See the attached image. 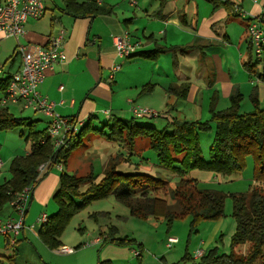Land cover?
Here are the masks:
<instances>
[{
    "label": "trees",
    "instance_id": "obj_1",
    "mask_svg": "<svg viewBox=\"0 0 264 264\" xmlns=\"http://www.w3.org/2000/svg\"><path fill=\"white\" fill-rule=\"evenodd\" d=\"M62 9L73 17L93 16L101 13H111L113 5L98 3L97 0H64ZM167 0H158L157 13H161ZM212 9L224 7L233 17L239 16L233 11L234 4L230 0H208ZM123 22L127 25V21ZM247 27L250 18H243ZM179 45H156L154 48L130 53L127 57L142 55L144 58L155 60L166 51H171L173 60L176 51L182 49ZM243 68L249 75L264 81V52L259 58L252 54L249 44L246 56L242 61ZM10 76L0 79V89L4 90ZM153 85L146 83L143 90H149ZM189 83H170L167 91L176 97H185ZM243 95L237 87L231 89L228 98L229 105L215 110L214 105L218 99L216 90L209 97L210 119L194 121L185 119H172L171 129L157 130L149 125H140L129 119L115 118L110 125L108 138L118 139L126 143L131 150L123 157L121 153L110 157L107 161L101 178L94 181L95 175L91 171L84 175L68 173L61 168L59 183L52 199L57 210L47 215L37 231L40 241L50 249L61 245L60 236L63 233L69 218L87 202L96 198L113 194L118 200L124 201L130 212L135 215L163 214L168 222L175 217L190 215L192 222L203 219H214L223 215L224 193L215 186L217 183L199 182L192 177L194 170L209 172L219 176H229L241 171L245 166V159L250 156L253 160V181L256 185L246 192L232 193V216L236 225L231 237V251L229 254L218 253L216 248L203 252L194 257L190 264H264V188L260 183L264 181V107L259 105L256 89H252L250 99L253 109L248 112H239V104ZM71 121L76 118L68 117ZM33 122L24 117L14 116L6 106L0 105V131H7L17 127H27L25 140L29 141V149L24 155H15L9 163V177L0 183V213L6 204L14 199L21 190L39 182L41 175L39 167L66 165L67 158L79 143L80 135L89 127V123L80 124L75 132L67 134L63 143L54 147L47 135V127L35 130ZM93 130L102 129L92 128ZM212 131V139L207 155L203 154L200 143V132ZM138 136L149 139L151 148L158 157L159 165L172 170L178 175L173 191L177 199L178 209L172 210L165 200L157 197L159 190H163L166 182L158 177L143 172L120 171L117 166L128 162L132 155L134 140ZM122 157V159H120ZM47 168V169H48ZM41 169V170H42ZM85 186L84 190H80ZM137 196H133L135 192ZM79 202H75V199ZM106 234V232H105ZM103 235L101 244L114 243L132 248L137 244L141 255V245L134 240L115 238ZM8 242V241H7ZM235 248H237L235 250ZM196 259V260H195ZM96 264H112L110 260H99Z\"/></svg>",
    "mask_w": 264,
    "mask_h": 264
},
{
    "label": "crops",
    "instance_id": "obj_2",
    "mask_svg": "<svg viewBox=\"0 0 264 264\" xmlns=\"http://www.w3.org/2000/svg\"><path fill=\"white\" fill-rule=\"evenodd\" d=\"M187 1L167 0L159 14L152 13L154 10L152 7L154 3L158 4V0L151 1L152 5L148 10L142 6V12L149 17L142 28H139L138 19L133 11L139 4L137 0L135 4H131L130 0H124L125 3L97 0L98 3L113 5L112 12L82 17H73L63 11L64 0L61 5H58L59 2L56 0H51L49 5L44 3L43 15L38 19H28L24 23L23 34L18 37V41L22 44L45 45L50 36L63 30L65 32L63 51L66 58L45 72L38 85L39 93L55 103L54 111L58 115L76 118V125L79 127L82 123H90L91 118L100 113L107 118L104 114L105 109L110 110L108 119H125L124 116L116 115L119 109H122L120 105L122 98L130 104L136 99H142L144 95H152L155 92H159L162 96L158 107L162 109V106L167 107L163 112H169L168 116L174 114L180 118L179 120L187 119L195 107L197 109V104L201 106L204 101L209 103L213 90L218 93L217 103L222 101L224 104L227 100L226 106H228L231 89L237 87L241 92V85L246 84L245 81L250 86L249 99L252 89H256L260 105L264 101V81L249 75L242 65L250 44L243 18H252L264 11V0H250L248 3L240 4L232 1L245 12L244 16L238 14L242 26L235 31H231V26L235 23L232 20H236L237 16L231 17L233 14H228L224 7L213 10L210 2L206 0L205 4H200L202 17L197 18L193 16V8L188 9L191 11L189 16L183 13ZM47 8L50 13L45 16ZM194 8L196 12L200 10L198 7ZM124 19H130L127 25L123 22ZM125 30L129 32L130 42L133 44L131 54L150 50L156 45H179L183 48L176 51L175 60L171 51L161 53L155 60L144 58L142 55L120 57L115 52L113 36ZM16 45L17 40L13 36H5L0 32V79L10 76L21 65ZM9 57H11L10 63L4 70L5 60ZM16 57H18L17 63ZM123 63L125 71L120 68ZM115 66L118 68L112 71ZM133 66L135 69L129 68ZM185 82L189 83L185 97L175 98L168 93L167 86L170 83ZM146 83H153V88L140 92V87ZM198 95L200 102L197 103ZM14 104H20L19 107L23 109L20 101ZM29 109L32 112L22 116L11 113L16 117H24L32 121V126L41 125L39 119L43 118L44 126L41 129L48 126L50 120L48 115L39 110ZM195 115L194 111L191 116ZM28 149L21 155L26 154ZM2 165L3 162L0 168ZM65 166H61L63 170L66 169ZM43 168L39 171L41 178L29 197L24 227L18 234L16 242L29 235L44 245L37 235L39 225L36 219L41 213L50 215L46 210L48 207L54 210L51 204L54 201L52 196L58 187L61 169L58 166ZM191 176L203 183H210L215 177L218 179L216 183L222 182L219 175L209 172L194 170ZM11 215L13 214L10 212H7L6 216L0 214V221L8 216L12 217ZM101 232L105 234V230ZM96 238L99 240L95 243H101V237L97 236L94 239ZM7 241L6 236L1 235L0 247L10 245ZM61 245L65 244L61 242ZM103 246V260H111L113 252L124 258L135 255L132 248L116 249L117 246L112 244ZM72 253L74 252L65 255L73 257Z\"/></svg>",
    "mask_w": 264,
    "mask_h": 264
},
{
    "label": "rangeland",
    "instance_id": "obj_3",
    "mask_svg": "<svg viewBox=\"0 0 264 264\" xmlns=\"http://www.w3.org/2000/svg\"><path fill=\"white\" fill-rule=\"evenodd\" d=\"M56 1L59 2L58 5L62 4V0ZM115 1L125 3L124 0ZM151 1L153 0H137L139 4H137L133 11H135V17L138 19L139 28H142L146 23V19L149 18L142 12L141 7L144 6L146 10L150 9L152 5ZM230 1H235L237 4L250 2V0ZM43 3L49 5L51 4V0H43ZM205 3L206 0H188L185 3L183 13L189 16L191 11H188V9L193 8V16L201 18L202 8L200 4L203 5ZM194 7H198L200 10L196 12V8ZM152 9H154L152 13L156 12L158 4L154 3ZM49 13L50 10L47 8L45 16L49 15ZM55 13H57V10H55ZM239 19L240 17L237 16L236 20H232L235 23H232L231 31L241 28L242 24ZM17 59L18 57L15 58L16 63ZM10 60L11 57L5 60L4 70L8 67ZM120 68L125 71L124 63ZM129 68L133 70L135 66ZM245 83L241 85V92L243 94V99L239 104V112L241 113L253 109V104L248 97L250 86L246 81ZM149 84L153 85V83ZM139 91L145 92L143 86L140 87ZM3 96L4 92L0 90V98ZM171 96L176 98L174 95ZM161 101L162 96L159 92H155L152 95H144L142 99H136L134 103L130 104L126 103L124 98H122L120 101L122 109H119L116 115L124 116L125 119L133 117L135 123L149 125L155 127L157 130L163 128L170 130L172 119L180 118L174 114L168 116L170 115L169 112H163L167 110V107L162 106L163 109L159 108L158 105ZM196 101L197 103L200 102L199 95ZM226 103H228L227 100L224 104L222 101L219 104L216 102L214 109L225 108ZM208 104L205 101L201 106L197 104V109L196 107L194 109L196 115L191 116L194 113L193 111L187 119H184L194 121L210 119L211 112L208 110ZM136 105L152 110L156 115L153 117H134L130 113V109ZM19 106L20 104L7 103L8 110L16 116L32 112L29 108L21 109ZM260 106H264V101L260 103ZM114 119L105 118L101 113L91 118L89 127L83 130L79 143L74 146L67 158L66 171L78 175H84L91 171L96 176L94 181L98 182L110 157L116 155L117 152L125 157L131 152L125 142L107 137L110 125ZM39 121L41 125H34L33 129H41L44 126L43 118L39 119ZM92 128L102 129L103 132L93 130ZM26 132L27 127L25 126L0 131V160L3 162L2 168H0V183L10 175L8 168L11 158L15 155H21L29 148V141L25 140ZM211 139L212 131L200 132L199 143L205 155H207ZM252 168L253 160L250 156H247L245 166L241 171H237L229 176H220L222 182L215 184V186L210 185L224 193L223 215L220 217L192 222L190 215H183L182 217H175L171 222H168L163 214H147L145 216L132 214L130 207L124 201L118 200L113 194H110L106 197L96 198L87 202L69 218L59 239L63 244L74 249V253H72L74 254L73 257H67L69 255H65L66 253H55L53 249L42 245L35 237L27 235L28 237L20 239L14 246L3 245L0 247V264H96L99 260L104 259V246L101 243H91V241L97 236L102 238V230H105L107 235L110 234L115 238L134 240L141 245L142 252L140 256L129 255L128 258H124L123 256H118V253L113 252L110 258L112 264H190L194 260L196 250L206 252L212 248H216L218 253L229 254L231 251V237L236 225L235 219L232 216L231 194L246 192L250 187L257 184L253 181ZM117 169L120 171L143 172L164 180L166 182L165 188L159 190L158 194L154 193V196L156 195L165 200L170 209H178L177 199L173 196L178 175L172 170L159 165L157 154L149 148V139L147 137L138 136L135 138L130 159L128 162H122L118 165ZM216 182H218L216 177L210 181V183ZM260 186L264 188V181L260 183ZM84 188L85 186H81L80 190L82 191ZM138 193V191L135 192L133 196H137ZM52 202L53 211H56L57 205L54 201ZM75 202L78 203L79 199H75ZM46 210L50 214L53 212L49 207ZM7 212L13 214L11 216H15L16 213L10 204H6L0 214H5L6 216ZM168 237H174L176 241L168 244ZM84 243H88V245H84ZM107 244L117 246L116 249L126 247L115 245L114 243ZM137 248V244L132 247V249Z\"/></svg>",
    "mask_w": 264,
    "mask_h": 264
},
{
    "label": "built area",
    "instance_id": "obj_4",
    "mask_svg": "<svg viewBox=\"0 0 264 264\" xmlns=\"http://www.w3.org/2000/svg\"><path fill=\"white\" fill-rule=\"evenodd\" d=\"M135 4V0H130ZM45 11L43 0H0V32L5 36H13L17 40L16 50L21 58L19 69L10 75L8 83L3 90L4 96L0 98V105L6 106L7 103L21 102L23 108H32L39 110L49 116L50 120L47 127V135L54 147L63 143L67 134L76 131L77 122L71 121L68 117L60 116L54 111L55 103L42 96L38 91V85L42 81L45 72L52 68L56 63L64 61L66 56L63 51V38L65 32L60 30L57 34L49 37L47 44H22L18 37L23 34V25L28 19H38ZM233 11L245 15L238 6L234 5ZM246 29L248 39L252 47V54L259 58L264 52V11L250 18ZM113 46L118 56L124 57L131 53L133 44L130 42V35L127 30L121 34L113 36ZM118 66L112 68L116 70ZM131 113L134 117H153L156 113L152 110L141 106H132ZM109 109L104 110L108 118ZM2 162L0 160V166ZM61 169V166H58ZM42 166L39 167V171ZM33 190V184L24 187L21 192L17 193L10 202L13 207L15 216L8 217L0 221V234L6 236L10 245H15L17 236L24 227V216L29 197ZM47 220V214L41 213L36 219L40 226ZM99 238L93 239L95 243ZM176 241L174 237H168V244ZM88 245V243H84ZM73 248L66 245H60L54 249L59 253H71ZM203 250L195 251V258L202 255ZM133 253L137 255L138 250L134 249Z\"/></svg>",
    "mask_w": 264,
    "mask_h": 264
}]
</instances>
